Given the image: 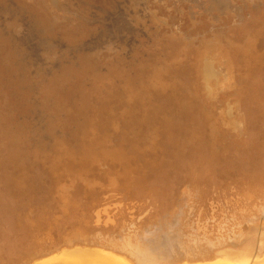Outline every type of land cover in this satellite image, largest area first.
<instances>
[{"label":"rangeland","instance_id":"obj_1","mask_svg":"<svg viewBox=\"0 0 264 264\" xmlns=\"http://www.w3.org/2000/svg\"><path fill=\"white\" fill-rule=\"evenodd\" d=\"M51 1L0 0V264L264 260V1Z\"/></svg>","mask_w":264,"mask_h":264},{"label":"bare ground","instance_id":"obj_2","mask_svg":"<svg viewBox=\"0 0 264 264\" xmlns=\"http://www.w3.org/2000/svg\"><path fill=\"white\" fill-rule=\"evenodd\" d=\"M227 254V253H226ZM229 254V253H228ZM230 255V254H229ZM252 262V261H251ZM242 261L240 264H264V260L253 263ZM36 264H130L128 260L100 249L64 250L60 254L48 257ZM208 264V263H206ZM209 264H230L227 260H218Z\"/></svg>","mask_w":264,"mask_h":264},{"label":"flooded vegetation","instance_id":"obj_3","mask_svg":"<svg viewBox=\"0 0 264 264\" xmlns=\"http://www.w3.org/2000/svg\"><path fill=\"white\" fill-rule=\"evenodd\" d=\"M49 1L52 3L51 0ZM226 1L229 2V0H226ZM260 1H264V0H260ZM235 3L238 4L239 1L236 0ZM240 4L241 2L239 3V5ZM120 12L124 13L123 10H121ZM115 17H117V15ZM204 68H205L204 75H205L206 81L210 86V90L212 91L215 89H219L223 85V83L226 80H228V77L230 76L229 71H228L227 61L225 62L224 59L221 61L220 58L215 59L209 56L208 58L205 59Z\"/></svg>","mask_w":264,"mask_h":264}]
</instances>
